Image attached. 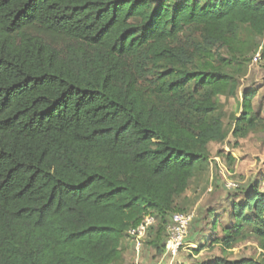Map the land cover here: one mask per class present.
Instances as JSON below:
<instances>
[{
	"label": "trees",
	"instance_id": "trees-1",
	"mask_svg": "<svg viewBox=\"0 0 264 264\" xmlns=\"http://www.w3.org/2000/svg\"><path fill=\"white\" fill-rule=\"evenodd\" d=\"M261 61L264 0H0V264H116L146 217L161 254L225 139L219 98L240 92L234 138L264 126L239 84ZM244 189L191 222L195 254L264 252V175Z\"/></svg>",
	"mask_w": 264,
	"mask_h": 264
},
{
	"label": "rangeland",
	"instance_id": "rangeland-1",
	"mask_svg": "<svg viewBox=\"0 0 264 264\" xmlns=\"http://www.w3.org/2000/svg\"><path fill=\"white\" fill-rule=\"evenodd\" d=\"M239 84L241 90L250 87L257 91L255 105L261 104L264 111V61L250 64ZM219 103L225 139L208 145L209 159L206 169L191 181L184 201H179L183 212L193 215L191 222L204 217L207 210L216 209L218 204L243 199L242 190L245 191L244 188L249 183L261 180L264 175V126H259L245 138H234L231 132L234 120L241 112L240 92L235 97H220ZM228 155L234 160L232 165L227 159ZM222 221L227 222L225 217H222ZM205 228L207 233L209 228ZM189 237L190 235L185 240V245L173 257L166 254L165 250L161 254L157 253L154 248L145 244L146 239L136 256L131 240H125L121 245L122 259L116 264H196L222 256L228 260L248 257L264 264V252L254 239L242 242L225 253H222L219 246H215L195 254L193 249L198 243H204V238L194 237V241Z\"/></svg>",
	"mask_w": 264,
	"mask_h": 264
},
{
	"label": "built area",
	"instance_id": "built-area-1",
	"mask_svg": "<svg viewBox=\"0 0 264 264\" xmlns=\"http://www.w3.org/2000/svg\"><path fill=\"white\" fill-rule=\"evenodd\" d=\"M256 58L254 59V62ZM193 215L186 214H173L166 227L167 241L165 244L166 254L172 257L176 255L177 251L185 245V240L188 237L189 226L192 221ZM156 224V220L152 217H146L142 223L136 227L129 229L127 234L133 241V249L136 256L142 248V240L144 239L147 231ZM137 260V259H136ZM135 264H138L137 262Z\"/></svg>",
	"mask_w": 264,
	"mask_h": 264
}]
</instances>
